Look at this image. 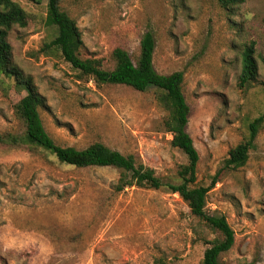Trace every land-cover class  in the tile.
I'll return each mask as SVG.
<instances>
[{
	"label": "rangeland",
	"instance_id": "obj_1",
	"mask_svg": "<svg viewBox=\"0 0 264 264\" xmlns=\"http://www.w3.org/2000/svg\"><path fill=\"white\" fill-rule=\"evenodd\" d=\"M29 13L9 34L14 60L43 96L44 125L61 145L103 142L180 182L186 154L165 126L159 90L97 84L82 77L56 46L48 0H16ZM82 32L83 57L113 68L116 48L135 62L141 41L156 40L158 72H185L188 131L200 159L196 185L215 186L207 210L227 217L235 244L226 264H264V125L245 164L229 152L264 112V0L229 7L219 0H61ZM254 43L258 76L241 88L243 52ZM27 95L13 77L0 80V133H22L14 106ZM113 166L77 167L43 148L0 142V264H203L219 232L192 213L179 193L131 186L119 191Z\"/></svg>",
	"mask_w": 264,
	"mask_h": 264
},
{
	"label": "trees",
	"instance_id": "obj_2",
	"mask_svg": "<svg viewBox=\"0 0 264 264\" xmlns=\"http://www.w3.org/2000/svg\"><path fill=\"white\" fill-rule=\"evenodd\" d=\"M241 1L219 0L225 7ZM60 2L61 0H48L47 22L58 31L48 46H56L65 60L78 70L82 77L94 79L97 84H125L139 91H146L151 87L159 90L161 102L169 111L165 126L173 134L172 144L180 148L188 158V163L179 171L180 182H165L156 175L153 168L138 162L134 155L124 154L103 142H94L85 148H78L61 145L53 138L44 125L40 111L44 102L43 96L39 93L34 79L26 75L14 60L9 34L14 26L25 27L29 22V13L16 0H0V80L4 75L13 77L16 87L27 93L14 106L16 115L24 124V131L0 133V142L26 145L32 149L43 148L55 154L61 162L77 167L113 166L121 171L116 185L119 191L136 185L166 188L179 193L190 206L192 213L220 234V238L205 250L203 264H226L220 257L235 244V231L225 215L210 213L207 210V197L215 186L216 179L208 186L196 185L200 154L188 131L191 107L184 92L185 72L179 70L164 74L157 71L154 65L156 40L151 31L146 32L142 38L141 53L137 62L122 47L113 52L116 61L113 68L106 67L101 58L83 57L82 32L76 20L61 7ZM255 52L254 43L248 45L243 52V69L239 77L241 88L251 85L257 79ZM263 125L264 112L250 122L248 138L230 150L229 165L238 167L246 163Z\"/></svg>",
	"mask_w": 264,
	"mask_h": 264
}]
</instances>
